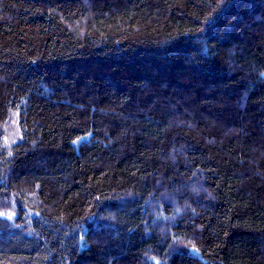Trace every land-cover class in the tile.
I'll return each mask as SVG.
<instances>
[{"label":"trees","instance_id":"16d2710c","mask_svg":"<svg viewBox=\"0 0 264 264\" xmlns=\"http://www.w3.org/2000/svg\"><path fill=\"white\" fill-rule=\"evenodd\" d=\"M0 264H264V0H0Z\"/></svg>","mask_w":264,"mask_h":264}]
</instances>
